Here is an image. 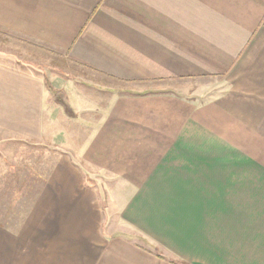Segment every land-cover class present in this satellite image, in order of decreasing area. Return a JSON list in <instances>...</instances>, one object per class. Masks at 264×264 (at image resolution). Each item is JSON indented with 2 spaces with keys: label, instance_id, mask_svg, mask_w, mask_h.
<instances>
[{
  "label": "crops",
  "instance_id": "obj_1",
  "mask_svg": "<svg viewBox=\"0 0 264 264\" xmlns=\"http://www.w3.org/2000/svg\"><path fill=\"white\" fill-rule=\"evenodd\" d=\"M0 33L84 85L69 118L0 64V144L49 149L0 264H264V0H0Z\"/></svg>",
  "mask_w": 264,
  "mask_h": 264
},
{
  "label": "rangeland",
  "instance_id": "obj_2",
  "mask_svg": "<svg viewBox=\"0 0 264 264\" xmlns=\"http://www.w3.org/2000/svg\"><path fill=\"white\" fill-rule=\"evenodd\" d=\"M0 64L25 72L32 70L44 76L46 79V88L48 90L49 87V92L53 95L52 100L64 105L62 106L65 108L64 114L69 118H73L71 116L73 111L69 107L68 109L66 103H64L67 93L63 92V89L62 91L57 90L60 87L64 88L61 86L63 83L68 84V88H72L75 84L72 80H78V82H80L79 79L70 78L72 76L64 78L63 73L67 74L70 71L68 68L60 65L59 62L54 59H52V61H47L46 59L39 60L37 58L32 60L31 52L26 46H24L23 52L18 43L9 36L1 33ZM80 83L82 84V81ZM201 83L207 85V81ZM197 85L199 84L197 83ZM94 87L95 86H92L93 89ZM55 88L57 89L55 90ZM79 119L74 120L77 124L75 127L69 126V131L71 132L72 130V133H75V135L79 128L82 134L88 130L86 129L87 125H81ZM60 126L61 124L58 123L55 125V128L59 129ZM14 144H0V198L8 197L7 204H5V201H2L3 204H0V225L9 228H16L21 224L22 220L19 219L26 207L25 203L31 198L33 191L32 180L34 178L31 169L32 166L36 167L38 164L46 165L49 161V156L47 154L49 149L45 150L41 148L43 152H41V156L39 157V155L35 153V150L32 149L31 144L16 143V146H14ZM19 148H23L22 151ZM19 152L25 155L24 160L13 156V153L16 154ZM20 162L24 165H20Z\"/></svg>",
  "mask_w": 264,
  "mask_h": 264
},
{
  "label": "trees",
  "instance_id": "obj_3",
  "mask_svg": "<svg viewBox=\"0 0 264 264\" xmlns=\"http://www.w3.org/2000/svg\"><path fill=\"white\" fill-rule=\"evenodd\" d=\"M50 88L48 87V90H49Z\"/></svg>",
  "mask_w": 264,
  "mask_h": 264
}]
</instances>
